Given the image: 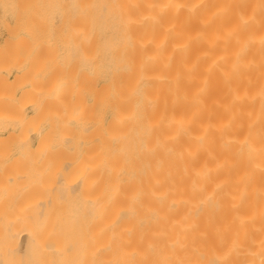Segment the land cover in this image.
<instances>
[{
  "label": "bare ground",
  "instance_id": "6f19581e",
  "mask_svg": "<svg viewBox=\"0 0 264 264\" xmlns=\"http://www.w3.org/2000/svg\"><path fill=\"white\" fill-rule=\"evenodd\" d=\"M4 1L0 264H264V0Z\"/></svg>",
  "mask_w": 264,
  "mask_h": 264
},
{
  "label": "rangeland",
  "instance_id": "374dc122",
  "mask_svg": "<svg viewBox=\"0 0 264 264\" xmlns=\"http://www.w3.org/2000/svg\"><path fill=\"white\" fill-rule=\"evenodd\" d=\"M4 1V0H3ZM2 0H1V2H3ZM6 1V0H5ZM4 1V2H5ZM11 1V0H10ZM24 1V0H23ZM27 1V2H26ZM25 2H22V0H20V3H19V6L18 7H16V9H17V12H19L18 14H20V12H21V14H20V16L22 15V13H23V16H27V18H29L30 20H32V16H33V18L35 19V17L36 16H38V18H39V16L41 15V13H42V15H41V17L39 18L40 19V22H41V18H42V20H44L45 18H46V16H47V14H48V16H47V18H49L50 20L51 19H55V17L54 16H56V15H54V14H51V7L52 6H54L53 5V3H54V0H53V3L52 4H50V6L48 7V9L50 8V10H49V12H47L48 10H47V8H46V10L44 9L45 7H46V5L47 4H49V3H51L50 1H47L46 2V0H43V1H41V0H26ZM30 1V2H29ZM45 1V2H44ZM0 2V3H1ZM12 2V1H11ZM15 2V4L16 3H18L19 1H17V0H15L14 1ZM37 4H36V3ZM39 2H41V3H39ZM28 5H27V4ZM46 3V4H45ZM23 4V5H22ZM24 4H25V6H28V7H25V9H27L25 12H27L29 9V12H27L28 14H29V16H28V14L26 13V15H25V13H24ZM2 5V4H1ZM1 5H0V7H1ZM17 5V4H16ZM32 5H34V7L32 6ZM39 5H43V6H39ZM45 5V6H44ZM2 6H4V4L2 5ZM19 7L21 8V9H19ZM37 7H38V9H37ZM40 7H42V8H40ZM39 10V11H37L36 12V10ZM23 9V12L22 11H20V10H22ZM41 9H42V12H41ZM52 9H53V11H54V8L52 7ZM3 10H4V7H3ZM3 10L0 8V14L2 15L3 14ZM35 12H34V11ZM44 10H45V12H44ZM30 11H32L31 13H36V14H34L33 13V15L30 13ZM38 12H40V14L38 13ZM55 12V11H54ZM39 15H38V14ZM43 13H45V15H43ZM47 13V14H46ZM50 13V14H49ZM1 15H0V17H1ZM52 15V16H51ZM35 16V17H34ZM50 16V17H49ZM45 17V18H44ZM37 18V17H36ZM39 19L38 20H36V22H35V20H34V22L35 23H40V22H37V21H39ZM46 20V19H45ZM48 20V19H47ZM59 19H55V23H58L59 21H58ZM11 21V20H10ZM4 22H6V21H3V15H2V18H0V50H2V47L4 48V46H5V41L7 40V34H8V32H6V31H8L7 30V26H9L10 28H13V22H9V18H8V21L6 22V23H4ZM5 25H4V24ZM41 23H43V25H44V21H42ZM40 23V24H41ZM1 24L3 25V26H1ZM7 24H9V25H7ZM6 27V28H5ZM9 27H8V29H9ZM3 34V35H2ZM15 77H16V75L15 74H13V75H11V77H9L10 78V82H12V81H14V79H15ZM14 83V82H13Z\"/></svg>",
  "mask_w": 264,
  "mask_h": 264
}]
</instances>
